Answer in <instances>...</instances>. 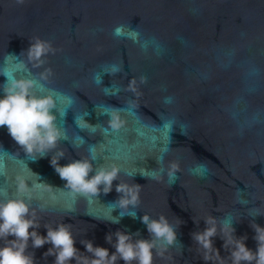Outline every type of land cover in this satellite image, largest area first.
Here are the masks:
<instances>
[{"label":"water","instance_id":"water-1","mask_svg":"<svg viewBox=\"0 0 264 264\" xmlns=\"http://www.w3.org/2000/svg\"><path fill=\"white\" fill-rule=\"evenodd\" d=\"M0 264H264V0H0Z\"/></svg>","mask_w":264,"mask_h":264}]
</instances>
